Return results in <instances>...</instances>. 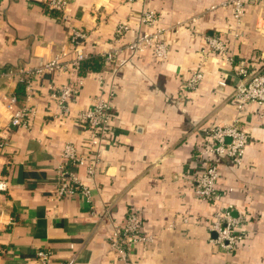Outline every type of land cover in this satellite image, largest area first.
<instances>
[{
  "label": "crops",
  "instance_id": "0c3cea01",
  "mask_svg": "<svg viewBox=\"0 0 264 264\" xmlns=\"http://www.w3.org/2000/svg\"><path fill=\"white\" fill-rule=\"evenodd\" d=\"M226 1L70 0V24L88 32L92 56L116 45L120 24L129 26L120 43L161 29L156 47L163 44L165 55L151 47L115 71L104 65L87 74L31 75L29 69L58 55L74 57L68 29L49 0H0V171L12 181L0 197V264H34L43 247L55 252L54 264L73 252L74 264H126L111 250L110 235L131 210L150 240L132 249L127 264H264V103L239 107L233 95L239 76L227 59L264 71V7L250 0L238 22ZM147 10L156 13L153 26L142 22ZM206 35L221 36L228 53L209 49ZM197 70L204 71L197 89L183 90ZM68 84L79 85L80 95L61 119L54 94ZM98 95L110 98L112 117L101 143L90 145L79 116ZM24 107L34 109L32 124L14 127L12 113ZM232 123L248 137L242 163L225 155L196 157L214 144L204 134L208 127ZM67 143L101 157L96 175L86 166L77 170L92 189L91 203L81 194L56 198ZM208 160L219 168L216 202L199 198L190 178ZM224 206L244 219V239L231 252L210 230Z\"/></svg>",
  "mask_w": 264,
  "mask_h": 264
},
{
  "label": "built area",
  "instance_id": "2783aa9c",
  "mask_svg": "<svg viewBox=\"0 0 264 264\" xmlns=\"http://www.w3.org/2000/svg\"><path fill=\"white\" fill-rule=\"evenodd\" d=\"M135 1V0H129ZM250 0H228L223 4L230 6L234 18L240 22L246 14V6ZM263 4L264 0H258ZM49 9L59 13L61 20L69 32V43L73 48L74 57L71 59H63L62 55H58L53 59L45 62L40 67L29 69L31 75L44 72L69 73L70 75H78L80 67L84 60L89 58L91 54L86 48V42L89 34L83 29H78L70 24V0H49ZM157 16L155 11L147 10L142 15V22L148 26L156 24ZM129 26L120 24L116 28L114 36V47L109 48L102 55L104 62L112 66V70H118L124 67L132 56L144 52L146 49L154 47L160 55H165V46L157 45L156 41L160 39L161 29L157 31H146L127 43H120L122 38L128 33ZM205 39L209 49L219 53H228L227 42L218 35H206ZM120 43V44H118ZM118 44V45H117ZM228 61L234 65L235 71L239 76L234 97L239 101V107L243 108L247 102L264 103V71H252L245 59L235 60L233 56H227ZM204 78V71L197 70L191 77L187 78L182 89L185 91L196 90L199 83ZM102 79V77H100ZM225 84V83H223ZM32 82L27 85L28 98L32 95ZM57 99L58 112L57 116L61 119L70 114L71 104L76 101L80 95V87L77 84H68L62 87L54 94ZM11 104L16 102V97L9 99ZM34 109L24 107L14 110L11 117V124L14 127H30L31 116ZM82 126L91 133L90 145H98L103 139L107 126L112 117V103L110 98L98 95L94 99L92 108L83 111L80 114ZM205 136L211 139L214 144L210 147L203 148L195 155L203 158L206 155L217 154L229 157L234 163L240 164L243 161L248 137L246 132L241 129L237 123L228 125H212L204 132ZM207 138V139H208ZM5 146L4 142H0V149ZM92 148V147H91ZM1 155V150H0ZM62 160L57 166L56 175V198L73 197L81 194L89 203L93 201L92 189L85 184L78 176V168L86 166L88 175L94 176L97 173L98 164L101 157L99 153L93 149H89L80 153L73 143H67L61 153ZM194 183L197 196L208 202H216L218 199V164L213 160H208L204 170L200 175L190 177ZM12 186L10 177L0 171V197L4 193L9 192ZM243 217L236 216L234 210L230 206L221 207L214 216V221L210 226V230L215 233V241L225 250L231 252L244 239V233L239 229L243 224ZM141 219L138 213L131 210L127 213L123 223L116 226L110 235L111 250L116 252L121 261L128 263L132 249L139 242H148L150 237L143 235L141 230ZM71 250L76 251L74 243L70 245ZM76 253V252H75ZM75 253L73 252L66 259H60L58 264H74ZM77 255V254H76ZM56 259L55 252L49 247H43L36 251L34 264H54Z\"/></svg>",
  "mask_w": 264,
  "mask_h": 264
},
{
  "label": "trees",
  "instance_id": "16d2710c",
  "mask_svg": "<svg viewBox=\"0 0 264 264\" xmlns=\"http://www.w3.org/2000/svg\"><path fill=\"white\" fill-rule=\"evenodd\" d=\"M56 13L55 11H52ZM57 14V13H56ZM58 15V14H57ZM104 65H107L101 56H90L86 60H84L80 67L81 74H87L93 71H100L104 68Z\"/></svg>",
  "mask_w": 264,
  "mask_h": 264
}]
</instances>
